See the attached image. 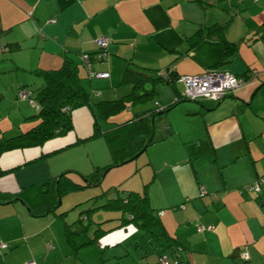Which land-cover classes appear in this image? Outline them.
<instances>
[{"label": "crops", "instance_id": "obj_1", "mask_svg": "<svg viewBox=\"0 0 264 264\" xmlns=\"http://www.w3.org/2000/svg\"><path fill=\"white\" fill-rule=\"evenodd\" d=\"M216 25L224 28L220 34L190 44L198 29ZM98 39L107 41L102 58L97 57ZM228 46L234 53L221 64ZM0 53V64H5L0 69L12 75H0V139L38 124V119H28L34 114L18 96L25 85L43 84L33 72L58 69L66 59L79 63L85 54L96 72L110 74L83 81L96 102L132 93V85L123 83L128 69L148 80L158 73L194 77L212 70L243 78L221 102L177 103L184 94L182 83L156 84L153 107L131 103L112 120L125 124L146 111L170 107L156 125L160 141L134 159V167L123 169L127 163L113 170H122L115 184L122 195H148L167 234L184 248L186 264H247L244 254L250 264H264V0H0ZM72 119L74 130L66 137L0 160L3 170L15 169L0 178V193L16 198L0 204V264H158L160 255H170L162 252L164 240L152 247L134 226L112 230L89 246L70 244L68 225L102 192L68 194L54 211L47 210L50 201L37 207L51 199L46 185L63 173H75L73 180L84 184L76 173L88 176L96 167L113 164L104 138L55 153L93 134L89 108L76 110ZM165 124L174 134L163 139ZM114 125L103 124V129ZM42 156L48 157L31 163ZM258 183L260 191L249 190ZM106 216L92 214L99 223ZM116 225L111 221L103 228ZM130 230L140 234L133 250L125 243ZM87 236H93V227L77 244L87 243Z\"/></svg>", "mask_w": 264, "mask_h": 264}, {"label": "trees", "instance_id": "obj_2", "mask_svg": "<svg viewBox=\"0 0 264 264\" xmlns=\"http://www.w3.org/2000/svg\"><path fill=\"white\" fill-rule=\"evenodd\" d=\"M223 29L224 28L221 25H216L211 28H204L203 26L201 29L197 30L189 42L191 45H197L214 34H220ZM12 46L13 45H10L9 47L10 51H13L15 48V46ZM234 50L235 49L232 46L226 47V52L221 64L228 61L234 53ZM103 54L104 50L100 49L97 57L102 58ZM91 61L92 59L90 56V69L87 68V65L83 63V61H79L78 63L75 60L66 59L64 64L58 69H41L34 71L33 73L42 78L43 84L40 85L41 87L36 91L31 85L36 83L25 85L24 89L19 91L18 96L24 101H30V104L36 108L37 112L28 119H38V124L15 136L2 137V139H0L1 160V158L7 153L42 148L46 143L52 140L66 137L74 130L72 119L73 113L84 107H87L92 111L94 116L93 134L86 139H79L73 145L65 147L55 153L57 154L70 147L75 145L78 146L97 138H104L110 148L113 157V164L104 168L96 167L93 173L88 176L76 173V176L81 178L84 181V184L73 180V177H71L75 174L73 172H65L57 179L52 180L46 185V189L49 192L48 195H51V199H43L44 201L37 204V207H42L41 204L45 203L48 205V202L50 201L51 206L47 207V210L49 211H54L60 201L62 202V198L68 194L78 193L79 191L89 188L102 187L108 172L112 171L114 168L131 163L138 154L144 152L147 144L152 145L158 140L160 141V133L156 134V125L165 118L166 114L171 109L170 107L146 111L140 115H136L131 121L125 124H118L114 122L112 118L122 114L131 103L143 104L149 100H155L157 94L155 92L156 84L181 83L180 79L182 76L174 77L172 74L165 75L163 73H158L156 78L148 80L144 75L137 74L128 69L124 73L123 83L132 85V93L118 100H102L96 102L93 101L90 93L87 92L83 85V81L86 80L91 81L94 79H102L96 77L97 74L101 73L94 70ZM81 66L83 68H81ZM82 69L86 71L85 74L82 73ZM138 90H143V92L137 93ZM23 93L27 95L26 98L22 97L21 94ZM34 93H36L35 98H30V95L32 96ZM183 100L191 101L189 98L184 97L183 94L182 97L179 96L177 98V103ZM157 105L160 107L159 103H157ZM103 124L108 126L115 124L114 126L117 128L105 132ZM161 130L162 137H164L163 139L174 134V131L169 124H165ZM46 157L48 156H42L33 160L31 163H36ZM14 170L15 169L3 170L0 166V178ZM260 182L263 184L264 180ZM262 184L260 183V186ZM113 187H110L109 189ZM111 193L112 192L109 190H104L99 196L95 195L90 202H88L93 205H90V207L87 206V209H81L79 211L80 217H78L74 223L68 225L66 236L72 246L76 249L82 246H89L92 243H98L99 239L104 234H107L112 230L134 226L144 232L142 237L143 239H147H144V241L149 242L152 247L157 245L159 241L164 240L165 244L163 246H165L166 249L164 248L165 250L162 252H169L170 255L166 257L168 264H186L184 261V248L178 240L171 238L167 234L161 221L160 213L152 209L149 197L145 192L139 193L130 191L127 195H122V190H120L119 186H116L115 192H113L115 193V196H112ZM16 197L19 201L23 200L25 203L22 196L16 195ZM4 198L5 200L10 199V202L16 199L14 195L0 193V204H6L4 201H1L4 200ZM98 200H101V202L96 204ZM95 212H102L103 215L109 216H106L107 218L103 221L104 223H99L92 217V214ZM112 214L117 216L113 217ZM111 221L117 223V225L109 229L103 228L104 225ZM95 226L97 227L95 228ZM91 227H93V236H87V243H83L81 246L77 244L78 238L83 234L86 235ZM162 257L165 256L160 255L158 264H161L160 260ZM243 260L246 261L247 264H250L248 259L243 258Z\"/></svg>", "mask_w": 264, "mask_h": 264}, {"label": "built area", "instance_id": "obj_3", "mask_svg": "<svg viewBox=\"0 0 264 264\" xmlns=\"http://www.w3.org/2000/svg\"><path fill=\"white\" fill-rule=\"evenodd\" d=\"M98 46L100 49L104 50L107 47L106 39H98ZM90 56L85 54L82 57L83 63L87 65V68L90 69L89 64ZM97 78H108L109 73H101L96 75ZM180 82L184 85V97L189 98L192 101L196 100H213L215 102H221L227 96L234 93L240 85H242L245 80L236 75H233L228 72H221L218 70L209 71L203 75L194 76V77H182ZM23 98H26L25 93L21 94ZM260 183L252 185L250 191H259ZM202 229H200L201 231ZM2 249L7 248V245H1ZM244 259H248L246 254L243 255ZM161 264H168L166 257H162L160 260Z\"/></svg>", "mask_w": 264, "mask_h": 264}, {"label": "rangeland", "instance_id": "obj_4", "mask_svg": "<svg viewBox=\"0 0 264 264\" xmlns=\"http://www.w3.org/2000/svg\"><path fill=\"white\" fill-rule=\"evenodd\" d=\"M1 54V53H0ZM28 54L29 55H31V53H27V56H28ZM2 55V54H1ZM10 58V55L9 56H6L4 59H9ZM19 61H21L22 60V58H20L19 56H17L16 57ZM2 65H4L5 66V64H0V68H1V66ZM2 70V71H1ZM5 72V73H4ZM0 75H5L6 77H12V75L10 74V72L8 71V69H0ZM1 77H3V76H0V79H1ZM13 77H16V72H14L13 73ZM163 84V83H162ZM33 87H34V89H35V91L37 90V89H39L41 86H38V83H37V85L36 84H31ZM35 95H36V93H34V98H35ZM30 101H28V105H29V107L31 108V112H33V114H35L36 112H37V110H36V108L35 107H32L30 104ZM7 105V104H6ZM5 105V106H6ZM154 106V100H149V101H147V102H144V105H142V106H139V107H141L140 109H143V108H151V107H153ZM143 107V108H142ZM14 117L16 118V115H14ZM21 131V129H18V130H13L12 131V133H10V134H7L9 137L10 136H15V134H17L18 132H20ZM24 132V131H23ZM144 157H146V156H143V157H141L140 159H138L136 162H140L141 163V161H143V159H145ZM129 166H124L125 168H123V169H126V168H128V167H130V166H133L134 167V165H135V161L134 162H131V164H128ZM121 171L122 170H119V169H116V170H112V171H110V172H108L107 173V177L105 178V180H104V182H103V186L101 187V188H98V189H96V190H94V189H88L87 191H93V192H90V193H94V192H102V191H104V190H109L110 192H112L111 193V195L112 196H115V193H113V192H115V187H116V182H118L119 180H120V178H121ZM115 182V183H114ZM114 186V187H113ZM110 187H113V188H111V189H109ZM86 190H82V191H79V192H82V193H84ZM78 192V193H79ZM127 193H128V191L127 192H123V195H127ZM75 194V193H74ZM86 195H88V193L86 194ZM69 201V200H68ZM66 206V205H65ZM126 235H128L129 237H128V239H126V241H125V243H126V245H128V246H131V248H132V250L134 249V245H135V242H136V240L138 239V238H140V237H138L139 235L137 234V232L136 233H134V232H131V230H130V232H127V234Z\"/></svg>", "mask_w": 264, "mask_h": 264}, {"label": "water", "instance_id": "obj_5", "mask_svg": "<svg viewBox=\"0 0 264 264\" xmlns=\"http://www.w3.org/2000/svg\"><path fill=\"white\" fill-rule=\"evenodd\" d=\"M148 146H149V144L146 145L144 151L148 148ZM141 154H142V153L138 154V155L135 157V159L138 158ZM133 160H134V159H133Z\"/></svg>", "mask_w": 264, "mask_h": 264}]
</instances>
